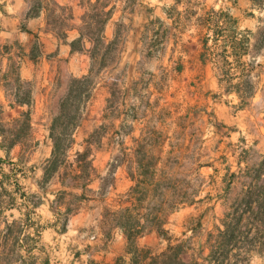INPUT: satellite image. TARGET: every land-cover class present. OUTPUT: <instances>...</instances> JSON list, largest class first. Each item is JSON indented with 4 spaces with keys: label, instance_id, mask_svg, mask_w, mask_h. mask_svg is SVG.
Listing matches in <instances>:
<instances>
[{
    "label": "rangeland",
    "instance_id": "obj_1",
    "mask_svg": "<svg viewBox=\"0 0 264 264\" xmlns=\"http://www.w3.org/2000/svg\"><path fill=\"white\" fill-rule=\"evenodd\" d=\"M151 1L81 0L88 10L84 15L85 23L81 32L85 37L92 38V41L85 39L84 52L80 53L88 56L89 62H86L85 75L64 78V81L67 80V89L61 98L58 115L61 114V102L71 82L86 76L91 67L92 90L90 99L82 109L81 123L72 135L75 143L69 158L61 157L60 160L64 159V162L57 169L61 168V178L65 184L75 187L90 180L100 184L101 194L109 192L111 184L115 182L117 167L120 165L123 166L130 184L128 192L134 185L131 173H136L141 166L147 168L157 164L159 168L173 169L181 175L177 176L179 181H183L185 176L195 177V171L199 170L203 177L200 197L194 205H185L170 214L165 228L173 238V244L177 241L185 243L186 252L183 259L187 264H204L209 253V236L216 233V227L221 225L226 211L227 170L230 169L231 173L239 175L247 168L260 163L264 154L259 152L255 144L243 143L233 147L232 143L224 140L227 132L215 121L213 113L205 114L197 110L192 115H186L178 108L183 105L184 91L177 89L173 83L177 82L178 78L181 80L183 78L181 62L176 61L178 64H174L170 70L166 68L157 72L151 70L149 57L141 59L136 67L121 64L126 36L134 30L138 21L150 17ZM28 2L32 7L39 3L42 7L43 2L47 5L49 30L59 34L60 37H56L57 39L67 42L68 37L63 38V32L69 27L70 11L59 7L54 0ZM176 12L180 11H174ZM113 17L119 19L115 37H105V46L102 47L96 41L98 37H104L105 27ZM257 37L260 41L255 47L256 52L262 47L264 37L262 29ZM95 45L96 56L92 60L90 53L93 52ZM67 60L70 64L69 59ZM1 80L6 96H10L12 90L16 88L20 90V99L24 98L27 101L36 88L34 82L19 79L14 62L10 64ZM62 81L60 78L55 82L54 90ZM55 96L57 90L53 91V97ZM94 99L100 100L96 107L93 104ZM56 117L52 121L35 123L30 115L25 121L0 105V143L10 149L9 156L0 154L4 158V162L0 163V264H50L48 262L50 258L62 257L64 253L57 246L54 249L34 251L38 232H43L47 221L51 219L47 208L41 212L34 206L41 202L46 203L49 198L46 197L44 201L34 187H31L30 197L26 199L31 203V208H28V204L24 207L21 195L25 192L21 191L23 186L18 183L22 182L21 172L24 164L27 168L26 173H31L33 183L35 181L48 183L57 171L52 170L50 164L45 165V161L38 155L41 147L46 144L43 131L50 133ZM137 151L145 158L137 155ZM85 152L87 156L83 159ZM77 153L81 154L79 158ZM238 187L236 182L228 197H234ZM126 194L115 198L114 205L102 210L100 228L105 239H109V234L112 237V233L118 230L114 228L113 223L104 218L105 209L118 210L128 206ZM81 200H86V197L80 198L61 192L51 208L59 211L63 221L73 212L75 206L82 202ZM13 213L17 220L8 223V220L12 221L8 216H12ZM23 214L25 217L20 218ZM154 232V241L149 242L150 246L147 244L141 246L140 237L136 240L133 250L134 247H138L144 254L151 256L166 251L168 241ZM29 247L33 250L30 256L26 253ZM128 249L127 242L126 253ZM124 260L129 263L121 257L117 259L116 264H124ZM246 262L264 264V257L253 255L243 260V264Z\"/></svg>",
    "mask_w": 264,
    "mask_h": 264
},
{
    "label": "crops",
    "instance_id": "obj_2",
    "mask_svg": "<svg viewBox=\"0 0 264 264\" xmlns=\"http://www.w3.org/2000/svg\"><path fill=\"white\" fill-rule=\"evenodd\" d=\"M54 2L71 13L69 27L63 32L64 37H68L65 43L56 38L60 37L57 32L49 30L48 8L44 2L32 16V5L28 0L0 1V105L14 112L18 118L30 112L35 123L52 121L59 114L60 101L67 89L64 78L85 75L86 62H89L88 56L72 52L70 46L81 37L87 7L81 0ZM151 2L150 17L138 21L126 36L121 64L136 67L141 59L149 57L151 70L157 72L166 68L170 70L178 64L176 61L181 62L183 78L173 83L184 91L183 105L178 108L186 115L197 110L213 113L215 121L227 132L224 140L232 143L233 147L243 143L255 144L264 154V37L262 47L255 51L260 41L257 34L261 29L264 32V0ZM177 10L180 12L174 13ZM117 22L118 18H110L104 37H115ZM13 62L21 81L36 84L27 102L18 100L20 90L16 88L10 96L5 95L1 78ZM60 78L63 81L54 90L55 82ZM56 90L57 96L53 97ZM93 104L98 106L100 100L94 99ZM43 139L46 144L38 155L45 165H51L54 146L49 131H43ZM0 154L9 156L10 149L0 143ZM0 159L3 163L4 158L0 156ZM26 169L24 164L22 182H18L23 186L21 191L25 192L21 195L24 207L28 204L31 208L26 199L34 187L44 201L49 198L46 203L35 205V209L43 212L47 208L51 214L43 232H38L34 251L56 246L63 250L62 257L49 259L50 264H89L92 261L116 264L121 257L130 261L123 233L117 230L110 239H105L100 228L102 210L114 205L115 198L128 192L130 184L123 166L117 167L115 182L107 194H101L100 184L90 180L75 187L65 184L61 168L48 183L35 180L33 183L31 173H26ZM61 192L86 197L63 221L59 211L51 208ZM24 217L25 214L20 215V218ZM8 218L12 220L8 223L17 220L14 213ZM154 236L153 231L141 237L139 244L150 246ZM32 251L29 247L27 255H32Z\"/></svg>",
    "mask_w": 264,
    "mask_h": 264
},
{
    "label": "trees",
    "instance_id": "obj_3",
    "mask_svg": "<svg viewBox=\"0 0 264 264\" xmlns=\"http://www.w3.org/2000/svg\"><path fill=\"white\" fill-rule=\"evenodd\" d=\"M40 8L41 3L33 5L31 15H36ZM84 36L82 33L81 37L70 43L72 52H84V40L92 41V38ZM105 41V37H98L96 42L103 47ZM96 47L95 45L90 53L92 60L96 56ZM92 82L91 67L86 76L71 82L61 102V114L54 119L50 129L54 146L52 170H56L64 162L75 143L72 135L81 123L82 109L90 99ZM18 100L27 102L24 98ZM29 117L30 112H26L21 119L27 121ZM136 154L145 158L140 151ZM77 155L78 158L81 156L80 153ZM86 156L85 152L83 159ZM61 157H64L62 161ZM195 174V177L189 175L179 181L177 176L181 175L177 171L159 168L157 164L147 168L141 166L136 173H131L134 185L126 194L129 205L118 210L106 208L104 215V218L113 223L114 228L120 230L127 239V255L131 258L129 263L124 260V264H187L183 259L186 252L185 243L177 241L173 244V238L165 227L170 214L185 205H194L200 197L203 177L199 170H196ZM236 182L238 191L234 197H228ZM225 184L226 211L221 225L216 227V233L209 236V253L204 264H243V260L253 255L264 257V157L260 163L247 168L239 175L231 173L228 169ZM153 231L168 241L166 251L151 256L144 254L138 247L133 250L138 238ZM108 237L110 239L111 234ZM89 264L100 263L92 261Z\"/></svg>",
    "mask_w": 264,
    "mask_h": 264
}]
</instances>
